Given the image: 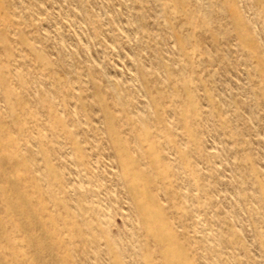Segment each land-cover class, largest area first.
<instances>
[{"label":"rangeland","instance_id":"obj_1","mask_svg":"<svg viewBox=\"0 0 264 264\" xmlns=\"http://www.w3.org/2000/svg\"><path fill=\"white\" fill-rule=\"evenodd\" d=\"M0 264H264V0H0Z\"/></svg>","mask_w":264,"mask_h":264}]
</instances>
